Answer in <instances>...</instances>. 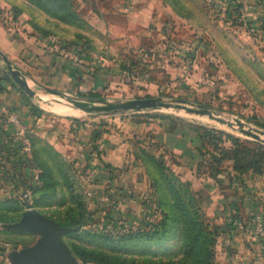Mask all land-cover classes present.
Listing matches in <instances>:
<instances>
[{
	"label": "rangeland",
	"instance_id": "374dc122",
	"mask_svg": "<svg viewBox=\"0 0 264 264\" xmlns=\"http://www.w3.org/2000/svg\"><path fill=\"white\" fill-rule=\"evenodd\" d=\"M161 1L162 6L153 12L154 21L142 13L130 16L115 9L110 0H20L19 9L30 15L23 18H16L13 10L1 9L2 22H13L16 30L30 22L43 35L95 48L112 63L110 68L125 73L126 78L129 75L134 84L126 88L118 84L120 88L112 95L155 97L158 109L153 114L170 121L171 128L179 124L183 135L192 138L203 152L202 164L192 166L167 150H159L162 144L158 141L140 145L139 174L150 193L141 194L124 178V185H118L120 191L112 194L121 201L113 204L101 198L114 188L110 182L95 183L88 175L83 177L73 158L43 144L35 155L41 177L32 184V196L0 197V260L6 264L16 263L18 250L46 249L44 232L22 225L28 209H37L59 223L58 244L63 262L69 264H227L225 254L231 247L223 229L227 200L224 208H219L218 191L206 190L212 155L219 150L216 143H223L221 133L210 129L251 139L247 148H238L244 155L263 154L262 149L256 151L254 142H264L195 109L197 103H206L211 108H198L240 117L264 131V82L255 75L256 70L264 77V61L259 51L243 44V35L227 24L215 6L217 1ZM136 47L140 51L134 56ZM88 122L92 124L91 140L100 130L116 128L117 123L106 114L88 118ZM225 144L231 141L225 140ZM85 159L89 165L93 162L90 156ZM262 160L255 170L264 172V154ZM88 189L94 192L92 197ZM128 189L131 194H125ZM161 209L169 220L162 239L125 235L113 240L101 234L106 227H136L141 217V227H145L158 218Z\"/></svg>",
	"mask_w": 264,
	"mask_h": 264
},
{
	"label": "crops",
	"instance_id": "0c3cea01",
	"mask_svg": "<svg viewBox=\"0 0 264 264\" xmlns=\"http://www.w3.org/2000/svg\"><path fill=\"white\" fill-rule=\"evenodd\" d=\"M110 1L115 9L126 11L130 16L142 13L149 16L152 21L155 20L153 12L162 6L161 0ZM214 1H217L215 6L219 8L221 15L227 18V24L231 29L243 35L242 38L245 39L243 44L255 47L264 61V0ZM18 2L20 0H0V9L19 10ZM17 16L16 18H23L30 15L26 10H21ZM21 26V29L9 31L0 18V84L3 86L0 112L17 110L20 113L32 130L36 154L46 143L74 160L77 157L90 156V161L99 167H106V164H109L112 169L111 173L87 174L95 183H101L102 180L110 182L109 186L113 185L120 191L118 185L120 187L124 185L126 179L130 180L136 191L141 194L150 192L147 191L148 186L143 175L139 174L142 162L138 147L140 145L145 147V143H148L147 140L139 141L140 138H148L151 134L153 141L162 144L159 150H167L171 155L184 159L192 166L199 163L202 155L196 142L183 135L179 124L176 128H171L170 121L155 116L153 112L158 108L142 106L131 110H117L127 102L144 96L112 95L115 88H120L116 85H125L126 88L134 84L130 82L129 75L126 78L125 73L122 75L110 68L112 63L108 62L103 54V62L96 72L80 76L81 71L73 61L63 60L57 52L49 49L47 44L51 35H43L30 22H24ZM252 28H255L256 32H253ZM139 51V47H136L133 55L137 56ZM85 59L89 61L91 58L86 54ZM10 65H17L24 71L37 90L35 96L28 97L23 92L10 73ZM255 72L257 78L264 82V77L258 71ZM92 90L103 95L87 94ZM106 92L110 93L106 95ZM32 103L41 110L39 116L32 113ZM105 114L112 116L117 123L114 124L116 128L107 127L109 129L102 132L99 140L103 143L104 149L101 155H97L92 151V124L89 125L88 118L96 119ZM14 144L20 145V140H16ZM7 164V167H10L11 163ZM220 167L222 171L217 178L210 175L207 177L206 182L210 184L206 190L209 191L211 188L214 192L218 191L216 206L219 208H224L223 204L227 200L228 209L224 210L227 214V223L223 229L225 228L226 242L231 247L225 254L226 263L264 264V254L259 250L255 235L251 231L241 230L236 226L235 219L231 220L236 213L243 220H249L255 213L257 203L264 198V172L252 169L238 172L231 158L224 159ZM19 182L26 185L24 174L18 184ZM210 213L215 215V212ZM28 250L29 248L17 251V264H40V257L47 253L30 254ZM8 251L10 250H7L6 254L9 258ZM47 257V263H54L51 255ZM10 260L12 262V256ZM42 260L44 261V258Z\"/></svg>",
	"mask_w": 264,
	"mask_h": 264
},
{
	"label": "built area",
	"instance_id": "2783aa9c",
	"mask_svg": "<svg viewBox=\"0 0 264 264\" xmlns=\"http://www.w3.org/2000/svg\"><path fill=\"white\" fill-rule=\"evenodd\" d=\"M8 23L11 24L10 22ZM13 24V22L11 25L7 24L11 30H15V27L12 28ZM251 30L256 32L255 28ZM47 46L52 52H57L63 60L73 61L79 67L83 76L96 72L103 62V55L97 50L85 49L82 44L65 43L56 35L50 36V42ZM86 54L91 58L89 61L85 59ZM127 74H129V71ZM0 115H2L0 118V161L3 162V164H0V197L29 199L33 193L32 184L38 182L41 177V168L33 159L32 140L28 136L29 126L24 122L17 110L0 112ZM16 140H20V145L16 146L14 144ZM97 145L101 151L104 149V145L99 139L97 140ZM15 159L25 160L26 169L24 170V175L26 177V185L20 182L18 184L22 174L16 168L17 163L13 164ZM86 160L83 157H78L74 160L76 168L80 169L83 177H85V174L110 173V168L107 166L99 167L94 162L89 165ZM7 163H11L10 167H7ZM111 190L110 193H106L101 198L117 204V201H121V198H113V191L115 192L117 189L114 187ZM87 192L90 197L94 195L91 189H88ZM127 193L131 194L132 189L126 190L125 194ZM257 204V210L249 220L236 217L235 224L241 230L251 231L255 235L258 240L259 250L264 254V198H261ZM148 220H151L150 216H148ZM139 222H143L142 217L137 219V226ZM117 228L123 230L125 227L120 226ZM106 229L116 232L112 227H106ZM0 264L6 263L1 259Z\"/></svg>",
	"mask_w": 264,
	"mask_h": 264
},
{
	"label": "trees",
	"instance_id": "16d2710c",
	"mask_svg": "<svg viewBox=\"0 0 264 264\" xmlns=\"http://www.w3.org/2000/svg\"><path fill=\"white\" fill-rule=\"evenodd\" d=\"M14 11V16L17 17V15L19 14V12H21V10H13ZM2 17L1 14V9H0V18ZM5 24V23H4ZM6 27H8L9 31H12L10 29V27L8 25H6ZM46 36V35H45ZM59 37V36H58ZM59 39L65 43H69V44H82L85 49H94L92 47H88L86 45H84V43H78V42H71V41H67L65 39H61L59 37ZM80 76H83L82 73H79ZM3 91V86L0 84V98H1V94ZM28 97L29 94H27L25 92V90L23 91ZM87 94H90L92 96H102L103 94L101 92L98 91H89ZM199 104H203L209 108H211L210 105L206 104V103H199ZM31 111L34 115H40L41 114V110L34 104H31ZM2 117V115H0V118ZM204 130H206V128H204ZM105 131L100 130L98 133H96V135H94V137L92 138V151L95 152L97 155H101V150L99 149L98 145H97V140L101 137L102 132ZM211 132H220L221 133V141L223 143H216V147H218V151L217 153H213V158L212 160L214 161L212 164V166L210 167L211 172H210V176L217 178L219 176V174L222 171L221 163L224 159L226 158H231L234 160V168L238 171V172H245L248 170H255L258 169V163L262 162L263 160V154H264V144H257L256 142H254L256 144V151L262 149L261 151H263V154H258V153H250L247 152L246 155H244L242 152H239V147H245L247 148V144L252 143L253 141L251 139H247V140H243L241 137L236 136L230 132H226L222 129H216V128H212L210 129ZM32 130L29 129L28 130V136L31 138L32 140V145H33V156H34V161L37 163L36 161V153H35V141H34V137L32 135ZM149 135V134H148ZM152 140V136L149 135L147 141ZM225 140H230L231 144L230 145H226L225 144ZM258 146V147H257ZM199 152L201 153V155L203 156V152L201 150V147L197 146ZM202 160L201 159L199 161V164H202ZM17 163V164H16ZM0 164H3L2 161H0ZM14 165H17V170L20 174H24L25 173V169H26V163L25 160H20V159H15L14 160ZM39 165V164H38ZM106 166H108V168H110L109 164H106ZM258 171V170H255ZM112 172V169H110V173ZM258 172H262V171H258ZM159 216L157 219L152 220V221H148V225L145 227H141L142 226V222H139L138 226L136 227H131V228H124L123 230L116 228V232H113L109 229L103 228L102 229V235H105L108 238H112L113 240H121L123 239L125 235H130V236H146L149 237L150 239L153 238H163L164 236L167 235V228H168V222L169 220L166 217L165 212L163 213L162 209L159 212ZM236 217H239L237 215V213L234 215L233 219H235ZM113 228V227H112ZM128 232V233H126ZM160 239V240H161Z\"/></svg>",
	"mask_w": 264,
	"mask_h": 264
},
{
	"label": "water",
	"instance_id": "95a60500",
	"mask_svg": "<svg viewBox=\"0 0 264 264\" xmlns=\"http://www.w3.org/2000/svg\"><path fill=\"white\" fill-rule=\"evenodd\" d=\"M11 67V75L14 78V80L17 82V84L25 90L29 95L35 96L37 94V90L33 87L30 80L28 79L27 75L22 71V69L17 65H10ZM156 98L155 97H140L137 99H133L126 104L119 107L117 110H131L135 108H139L142 106H150V107H156ZM197 106L209 108L203 104L197 103ZM196 108V112L198 113H207L209 117L212 119L217 120L218 122L225 124L227 127L232 128L234 130H238L248 136H252L256 139H259L264 142V131L251 127L247 122H245L240 117H229L223 114H217L209 109H206V111H203L200 108ZM157 108V107H156ZM22 225L25 227H31L37 230H40L44 232L45 240L47 241L46 249L43 248V250L35 251L34 249L29 248L28 253L31 254V252H39L44 254V256H41L40 260L43 262H40V264H49L48 261V255H51L54 259V263L51 264H69L67 261L63 262V258L60 252L57 234L60 229V225L57 221L54 219L44 216L42 213H40L37 209H28L24 213V217L22 220ZM52 248V249H51ZM16 255V260H17ZM44 258V261L42 260ZM17 264V263H16ZM35 264V263H34Z\"/></svg>",
	"mask_w": 264,
	"mask_h": 264
},
{
	"label": "bare ground",
	"instance_id": "6f19581e",
	"mask_svg": "<svg viewBox=\"0 0 264 264\" xmlns=\"http://www.w3.org/2000/svg\"><path fill=\"white\" fill-rule=\"evenodd\" d=\"M212 119V118H211ZM213 120H215V119H213ZM215 121H217V120H215ZM218 122V121H217ZM220 123V122H219ZM220 124H222V123H220ZM222 125H224V126H226L225 124H222Z\"/></svg>",
	"mask_w": 264,
	"mask_h": 264
}]
</instances>
